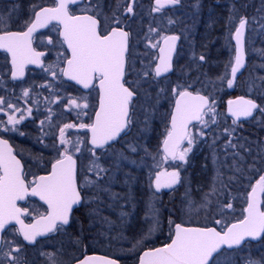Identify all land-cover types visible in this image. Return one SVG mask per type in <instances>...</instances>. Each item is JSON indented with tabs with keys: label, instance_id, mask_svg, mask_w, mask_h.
<instances>
[{
	"label": "rangeland",
	"instance_id": "374dc122",
	"mask_svg": "<svg viewBox=\"0 0 264 264\" xmlns=\"http://www.w3.org/2000/svg\"><path fill=\"white\" fill-rule=\"evenodd\" d=\"M51 1L9 0V3L19 4L15 8L16 13L22 12L23 5L32 13L38 6ZM126 1L127 6L129 0ZM179 1L181 6L159 14L153 11L148 0L133 3V14L127 12V28L131 34L129 71L134 83L159 84V98L154 103L156 113L152 122L159 128V134L166 121L168 96L174 88H195L210 98L214 112H207L204 116L208 122L206 126L199 124L192 129L196 145L194 152L189 151L185 156L187 160L183 166L179 159L174 163L165 162L160 152L111 154L109 182L113 185L121 176L117 183L126 186L121 194L126 198L115 204L120 218L118 222L128 231L133 229L128 234L126 231L109 237L100 236L99 239L106 238L110 247H106L105 251L127 264H136L139 252L144 248L158 245L155 240L159 234L162 235L161 241H165L163 244L167 243L172 233L170 221L208 225L221 220L219 226H223L232 219L240 218L247 192L259 176H255L254 167L237 165V162L251 165L248 156L239 151L244 149L246 140L241 138L234 142L236 129L222 104L226 99L240 95H234V91L246 92L249 97L252 95L261 100L260 112L250 123L264 118V111H261L264 109V0ZM0 3L5 6L7 0H0ZM241 18L247 21L245 47L249 62L242 77L229 88L227 79L234 48L232 34ZM168 34L180 37L174 71L169 77L151 81L148 74L145 75L153 66L155 55L151 45ZM212 116H215V122H212ZM185 167L188 171L184 170ZM162 171H175L181 180L187 208L178 220L166 217L161 220V198L153 192L151 185L156 174ZM189 202L193 205L191 210ZM228 204L232 207L228 208ZM262 261L264 238L262 242L246 245L234 253L222 252L212 263L260 264Z\"/></svg>",
	"mask_w": 264,
	"mask_h": 264
},
{
	"label": "snow or ice",
	"instance_id": "6c2138e0",
	"mask_svg": "<svg viewBox=\"0 0 264 264\" xmlns=\"http://www.w3.org/2000/svg\"><path fill=\"white\" fill-rule=\"evenodd\" d=\"M167 3L176 4L179 0H166ZM80 0H55V6L45 7L34 12V19L26 25L24 31H8L3 26L7 23L6 18L0 16V50L8 53L11 57L12 78L15 80L22 77L24 67L27 64L41 65L43 52L36 51L32 46L33 33L39 28L47 27L55 21L59 28V35L63 44L67 46L70 57L61 51L59 55L66 60V67H60V73L84 89L99 88V108L95 111V119L91 123H80L78 126L67 123L59 129V142L63 146L59 156L51 165V172L45 176L35 178L31 183L26 181L21 162L13 154L7 141L0 139V230L11 221L20 225V234L25 241L34 243L37 236H43L53 231L57 223L68 225L70 214L75 205L82 203V195L78 190L76 160L73 152L80 153V138L75 141L66 138V129L78 127L87 130L91 134L90 151L93 156L95 149H104L110 142L115 141L130 123V102L134 96L131 90V82L125 80L126 75V52L128 51L129 33L117 27L110 31L99 29L98 19L90 14L75 15L70 10V5H78ZM156 7L153 11H159L164 7L163 0H155ZM89 4L82 11L91 12ZM126 12L134 11L132 4H128ZM116 24L120 21L115 20ZM247 21L241 18L239 26L235 30L236 41L234 63H231L232 79H227L229 88L233 87V80L244 65V51L242 40ZM55 30V29H53ZM154 31V30H153ZM163 45L152 44L151 47L159 46L160 55L155 65L154 74L160 77L169 71L172 50L178 39L176 36H162ZM53 43L52 39L48 40ZM203 59V57H201ZM59 67V65H56ZM53 66L46 68L51 70L55 78L57 73L52 70ZM148 73L146 72L145 75ZM98 81V84L95 82ZM129 86H125V84ZM176 96L175 108L171 113L170 128L163 140V159L166 162L169 157L173 160L183 161L194 143L193 133L189 129L192 121H198L207 125L204 116L207 112H214L208 97L193 94L187 89H173ZM28 96V90L24 91ZM0 103H3L0 101ZM69 104L73 108H89L87 103L78 104L75 99H70ZM13 111V105L9 104ZM258 105L251 99L243 97L228 101V112L233 117L232 123L243 117L253 115V110ZM30 111V110H29ZM264 111V109H261ZM8 115V124H17L24 119ZM77 115H80L77 113ZM215 122V116L211 117ZM0 130H7L6 128ZM15 130V129H13ZM187 140L189 147L181 149V143ZM132 152L134 146H129ZM94 167H99L92 161ZM103 171V169H100ZM162 177L165 179L162 180ZM177 172H159L156 174L155 188L159 191L162 187L171 188L178 181ZM88 184L93 183L91 180ZM81 185L80 187H83ZM261 194H264V175H261L251 191L247 195V206L243 209V218L231 224L224 231H218L212 227H189L181 223H175L174 232L170 233V243L163 247L148 250L140 257L139 264H211L210 258L214 253H219L222 246L233 248L240 246L246 237L256 239L264 233V210H261ZM38 197L47 205L46 214L36 220L34 224L26 225L21 216L28 214L27 208L17 206V201L25 200L26 197ZM201 205L200 207H204ZM193 207L189 202V209ZM228 208L232 205L228 204ZM174 223L170 221V225ZM221 224V220H216ZM59 230V229H57ZM18 251V249H13ZM10 258L15 260V257ZM52 264H60L58 259L50 254ZM79 264H115L114 260L103 257H85ZM252 264V262H250ZM264 264V261L260 262Z\"/></svg>",
	"mask_w": 264,
	"mask_h": 264
},
{
	"label": "flooded vegetation",
	"instance_id": "af4514ba",
	"mask_svg": "<svg viewBox=\"0 0 264 264\" xmlns=\"http://www.w3.org/2000/svg\"><path fill=\"white\" fill-rule=\"evenodd\" d=\"M126 2V0H81L78 5H70V10L75 15L90 14L95 16L99 21V29L101 31H110L111 28L117 27L129 33L125 80L131 82V90L134 92L130 102V123L125 131L114 142L110 143L111 147L106 145L104 149H95L96 156H93L90 151L92 148L90 143L91 134L86 129L81 130L78 127L66 129V138L73 141L77 138L81 140V152H73V158L76 160L77 184L78 190L82 195V203L73 207L68 225H61L58 222L56 229L43 236H37L34 243L24 240L19 231L20 225L13 220L14 222L8 224L0 234V264H52L50 254L54 255L60 264H73L85 256L93 254L112 257L122 264H127L105 251L106 247H110L106 238L102 241L99 239L100 236L109 237L116 233H126L128 230L118 222L120 218L115 210V204H120L126 198L121 195L126 186L119 185L120 182L117 183L121 176H118L113 185L110 184L108 179L109 167H111L110 156L112 153L117 152L124 155H141L146 151L150 153L160 152L164 156L162 153V142L167 135V130L170 128L169 117L176 96L173 92L168 96L165 107L167 109L166 121L161 134H159V128L152 123L153 115L156 113L154 103L159 98V84L134 83L129 71L131 34L127 28ZM134 2L136 0H133L132 3L129 0V4L133 5ZM148 2L154 9L153 0H148ZM89 4L92 7L91 12L82 11ZM18 5L9 3V0H7L5 6L0 5V16L2 15L7 20V23L3 26L4 30H26L27 23L34 19V12L42 7L55 6V0L38 6L32 13L25 5H23L21 13H16L15 8ZM170 10L172 9L159 10L155 11V13H166ZM117 19L120 21L119 24L115 23ZM59 28L60 26L56 23H50L43 30L33 34V48L44 53L41 57V65H25L23 76L15 80L11 75V57L8 53L0 50V101L3 102L0 103V129H7L0 130V139L7 141L8 146L12 149V154L20 160L23 174L28 183H31L39 176H45L51 172V165L58 158L59 151L63 148L59 142V129L67 123L77 126L80 123H91L95 119V111L99 108L98 87L84 89L81 85L67 79L60 73L59 68L66 67L67 64L59 53L63 51L68 57L71 54L68 52L66 45L63 44L59 35ZM49 39L53 40L52 44L48 43ZM157 49L158 47L152 49L155 55L152 70L149 69V72L147 70L148 77L155 82L160 80L154 75ZM56 65H59V67H56ZM50 66H53L52 70L57 73L55 78L52 76L51 70L45 71ZM95 83L98 84V81ZM125 86L129 85L126 83ZM186 89L193 93H200L195 88ZM25 90H28V96L24 95ZM70 99H75L81 105L87 103L89 108H73L69 104ZM9 104L13 105L16 111H13ZM5 113L13 115L16 119L23 115L24 119L14 125L8 124V115H5ZM77 113L80 115H77ZM194 126L189 129L192 131ZM194 144L196 145L195 140L191 145V152H194ZM130 145L136 148L135 152L130 150ZM186 147H189V145L187 140H184L181 149ZM176 160L167 161L174 163ZM186 160L184 159L180 163L181 166L186 163ZM92 161H95V164L99 167H94ZM100 169H103V171ZM163 179L165 177H162ZM88 180L93 183L88 184ZM155 181L156 176L151 186H153ZM179 182V186L170 192L161 191L156 193L153 187L152 190L160 198H167L181 187V180ZM81 185L84 186L80 187ZM17 206L28 209V214L21 216V220L26 225L34 224L36 220L47 212V205L38 197L28 196L25 200L17 201ZM164 217L173 219V212H164L161 220ZM235 220L232 219L223 226L214 223L208 225H183L214 227L218 231H223ZM175 223L180 222L174 221L172 223V232ZM263 238L257 243L262 242ZM254 244L256 243H247L244 246ZM13 249H18V251H13ZM239 250L223 249L217 255L222 252L234 253ZM9 253L11 257H15V260L10 258ZM213 259L211 264H213Z\"/></svg>",
	"mask_w": 264,
	"mask_h": 264
},
{
	"label": "trees",
	"instance_id": "16d2710c",
	"mask_svg": "<svg viewBox=\"0 0 264 264\" xmlns=\"http://www.w3.org/2000/svg\"><path fill=\"white\" fill-rule=\"evenodd\" d=\"M236 94L248 96L246 92H242V91H234V95H236ZM250 97L256 99L259 103H261L260 99L253 97L252 95ZM223 106H224V104H222V108H223ZM259 112H260V110L257 111L256 113L258 114ZM257 122L255 121L254 123H250V121H249L246 123L234 124V127L236 129L235 130L236 133H234V137H235L234 142L237 143L238 141H240L241 138L246 140V145H245L244 149L241 148V149H239V151H241L243 154H246V156H248L249 162L251 164V165H249V163H247V162L246 163L243 162V164L237 162V165L240 164L242 167H254V173H257V174H255V176L258 174L259 175L264 174V118H262V120L257 121ZM187 168L188 167H185L184 170L186 171ZM182 172H184V171H182ZM161 202H162V205L159 206L160 211H161V215H164V212H166V211L169 213L173 212V216L176 220L181 218L180 217L181 213L185 212L186 208H187L185 195L182 193L181 187H179L168 198H161ZM130 228H132V227H130ZM132 229H130V231ZM130 231H128L127 234ZM161 238H162L161 234H159L156 237L155 241L157 242V244H163L164 243L163 241H161ZM112 255L114 256V254H112ZM118 259L121 260L120 258H118Z\"/></svg>",
	"mask_w": 264,
	"mask_h": 264
},
{
	"label": "water",
	"instance_id": "95a60500",
	"mask_svg": "<svg viewBox=\"0 0 264 264\" xmlns=\"http://www.w3.org/2000/svg\"><path fill=\"white\" fill-rule=\"evenodd\" d=\"M132 1H133V0H131V2H132ZM80 2H81V0H80ZM163 2H164V7L161 8L160 10L171 9V8H176V7L180 6V2H178V3H176V4H170V3H167L166 0H163ZM152 5H153L154 8L156 7L155 0H153ZM42 8H45V7H42ZM42 8L38 9L37 11L41 10ZM51 23H56V22L53 21V22H51ZM238 26H239V23H238V25L235 27L234 32H233V34H232V43H233V47H234V48H233V63H234L235 49H236V41H235V39H234V34H235V30H236V28H237ZM44 28H46V27H44ZM44 28H39V29H37L36 32H38V31H40V30H43ZM36 32H34L33 34H35ZM246 34H247V23H246V26H245L244 36H243V40H242V46H243V51H244V65H243V67L240 69V71L237 73L236 78H234V80H233V85L237 83L238 78L242 75V73L245 71V69H246V67H247V65H248V57H247V54H246V47H245ZM167 36H176L178 39L176 40V42H175V47H174V49L172 50V56H171V61H170V65H171V66H170L169 71L163 73L160 77H156V76H155L157 79H160V78L166 77V76L170 75V74L173 72V60H174V56H175V54H176V52H177L178 45H179V42H180V37H179L178 35H176V34H169V35H167ZM163 43H164V41L161 40L160 43H159V45H163ZM66 48H67V46H66ZM127 53H128V51L126 52V55H127ZM159 55H160V52H159V46H158V49H157V59H156L155 65H156V63H158V57H159ZM155 65H154V70H155ZM154 75H155V74H154ZM229 79H232V76H231V68H230V71H229ZM192 93H193V92H192ZM193 94L195 95V94H197V93H193ZM199 94H200V95H204V94H201V93H199ZM204 96H206V95H204ZM206 97H207V96H206ZM240 97H243V98H245V99H251L254 103H256V104L258 105V107H257L256 109L253 110V115H252V116H250V117H243V116H241V117L237 120L236 123L247 122V121L251 120V119L254 117L256 111H257L258 108H259V103H258L255 99L250 98V97H247V96H244V95H236V96H234V97H231V98L226 99V101L224 102V110H225V114L227 115V117H228L229 119L233 120V117H232V116L229 114V112H228V101H229V100H236L237 98H240ZM175 100H176V99H175ZM174 108H175V102H174V105H173V107H172L171 113H172V111L174 110ZM170 123H171V114H170V117H169V127H170ZM197 123H199V122H198V121H192V123L189 125V128H190V126H192V125H194V124H197ZM117 138H118V137H117ZM117 138H116V139H117ZM112 142H114V141H112ZM110 143H111V142H110ZM182 143H183V142H182ZM182 143H181V145H182ZM162 149H163V142H162ZM162 152H163V150H162ZM163 154H164V153H163ZM168 160L172 161L173 159H172L171 157H169ZM262 175H264V174H262ZM260 176H261V175H260ZM260 176H259V177H260ZM259 177H257V178L253 181V183L251 184V186L254 185V184L256 183V181L259 179ZM178 185H179V180H178L175 184H173L171 188L162 187L159 191H156L155 183L153 184L152 187H153V189H154V191H155L156 193H160L161 191L170 192L171 190L177 188ZM250 191H251V187H250V189L248 190V193H249ZM247 195H248V194H247ZM260 199H261V210H263V209H262V205H263V194H261ZM246 206H247V201H246V205H245V207H246ZM245 207H244V208H245ZM243 215H244V213H243ZM242 218H243V217H242ZM242 218H241V219H242ZM239 220H240V219H239ZM237 221H238V220H236V221L230 223L228 226H230V225L233 224V223H236ZM13 222H14L13 220H12V221H9V222L5 225V227H6L8 224L13 223ZM184 226H187V225H184ZM228 226H227V227H228ZM5 227H4V228H5ZM189 227H197V226H190V225H189ZM198 227H200V226H198ZM227 227H226V228H227ZM174 228H175V224H174V226H173V232H174ZM212 228H214V227H212ZM226 228H225L224 230H226ZM2 230H4V229H2ZM2 230H0V234H1ZM224 230H223V231H224ZM263 235H264V233H262V234H261L260 236H258L256 239H252L251 237H246L245 240L241 242V245H240V246H234L233 248H228L226 245H225V246H222L220 252H221L223 249H226V250L237 249V248L241 247L244 243H246V242H248V241H249V242H253V243L258 242V241L262 238ZM22 237H23V236H22ZM170 242H171V241H169L168 243H170ZM166 244H167V243H166ZM164 245H165V244H163V245H158V246H155V247H152V248H146V249L142 250V251L140 252L139 256H138V259H137V263H136V264H139L140 257L143 255V253H144L145 251H148V250H154L155 248H160V247H163ZM217 254H218V253H214V254H213V258H214V256L217 255ZM85 257H103V258H105V259H111V260H114V261H115V264H121L117 259H114V258H112V257H108V256L99 255V254H93V255H89V256H85ZM85 257H84V258H85ZM84 258H82V259L76 261V262L73 263V264H79V262L82 261ZM213 258H210V261H211Z\"/></svg>",
	"mask_w": 264,
	"mask_h": 264
}]
</instances>
